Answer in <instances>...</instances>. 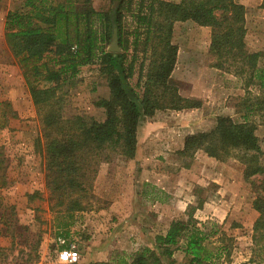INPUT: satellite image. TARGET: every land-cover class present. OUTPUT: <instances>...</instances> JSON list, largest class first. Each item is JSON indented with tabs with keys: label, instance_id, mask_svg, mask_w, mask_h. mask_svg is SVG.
I'll list each match as a JSON object with an SVG mask.
<instances>
[{
	"label": "trees",
	"instance_id": "obj_1",
	"mask_svg": "<svg viewBox=\"0 0 264 264\" xmlns=\"http://www.w3.org/2000/svg\"><path fill=\"white\" fill-rule=\"evenodd\" d=\"M244 16V6L234 0H109L98 9L92 0H24L20 9L7 13L5 42L35 108L40 125L35 144L56 206L66 201L70 211L85 210L99 165L115 157L134 158L145 118L158 110L200 108V101L181 97L171 79L178 51L174 25L192 22L210 28L209 52L216 59L210 67L241 79L247 95L250 87L258 94L250 96L242 122L219 117L208 131L187 135L177 154L192 158L201 151L216 161L233 159L245 167V180L261 177L252 231L264 230V141L249 121L253 111H264V53L246 52ZM113 36L118 53L108 51ZM86 67H95L108 93L94 102L104 111L101 122L82 113L63 116L68 88ZM192 211L186 221L173 220L164 235L155 237V248H142L130 264H161L162 256H172L169 246L181 239L189 264L208 263L212 254L204 243L211 233Z\"/></svg>",
	"mask_w": 264,
	"mask_h": 264
},
{
	"label": "rangeland",
	"instance_id": "obj_2",
	"mask_svg": "<svg viewBox=\"0 0 264 264\" xmlns=\"http://www.w3.org/2000/svg\"><path fill=\"white\" fill-rule=\"evenodd\" d=\"M234 1L245 8L246 52L264 53L262 0ZM22 2L24 0H0V125L4 123L2 112L7 111L5 128L0 130V161L4 168V172L0 171V225L6 228L9 240L6 251L0 255L1 263L61 264L56 239L62 237L75 243L80 255L78 264H91L99 254H109L104 258L109 264H130L142 248H155V237L164 235L173 220L186 221V213L192 208L193 219L205 224V232L211 233L204 245L212 258L203 264H264V236L261 237L264 230L255 234L252 231L259 216L253 201L261 177L245 180V167L233 159L220 162L201 151L192 158L181 157L177 154L176 140L172 141L173 135H168L167 130L155 132V137L150 132L151 137L136 147L133 159L115 157L101 163L85 210L70 211L66 201L56 206V200L45 185L43 155L35 144L40 134L35 108L5 42L6 15L20 9ZM108 3L109 0H92L96 9ZM188 26L175 31L174 44L186 48V54L193 53L191 57L196 60L191 59L192 63L200 66L193 68L196 70L193 75L204 86L210 84L205 92L206 101L209 97L213 99L216 110L211 124L206 120L205 124L194 128L208 131L219 117L242 122L246 107L253 101L250 96H256L258 89L248 88L247 95L241 79L232 73L213 71L210 66L216 59L209 52V46L206 48L211 40L210 28L208 33H203L195 29V24ZM192 47L199 50L192 51ZM187 57L183 59L188 60ZM175 67L172 81L183 97L190 88L187 76L192 71L184 64ZM106 97L105 82L98 77L95 67L83 68L77 82L68 88L63 116L69 118L82 113L101 122L105 118L104 111L96 108L94 102ZM6 103H9L8 108L4 106ZM178 112L158 110L142 124L176 123L181 120L173 117ZM256 112L249 114V121L257 124L255 134L264 141V111L259 115ZM262 145L264 148V142ZM200 154L216 165L201 162ZM213 179L216 182H212ZM177 198L182 203L190 200L184 211L174 207L173 201ZM224 199L226 204L221 207ZM223 247L226 250L220 249ZM169 249L172 256H162L161 264H189L182 239ZM104 250L107 252L103 253ZM154 252L161 254L158 249Z\"/></svg>",
	"mask_w": 264,
	"mask_h": 264
},
{
	"label": "crops",
	"instance_id": "obj_3",
	"mask_svg": "<svg viewBox=\"0 0 264 264\" xmlns=\"http://www.w3.org/2000/svg\"><path fill=\"white\" fill-rule=\"evenodd\" d=\"M164 1L177 3L179 0H164ZM193 24L194 23H192V22L176 23L174 25V29H173V39H172L173 43H175V31H177L178 29H181L183 26L189 27L188 25H190L191 27H193ZM195 29L197 31L203 32V33H208V30H209L207 27H199L197 25H196ZM206 45H207L206 48H208L209 44H206ZM190 50H192V51L196 50L197 51L199 49L192 47V49H190ZM205 50L207 51V49H205ZM186 51H188L186 48H183L182 46L178 45L176 65H175L176 66L175 68H177V66L182 67V65L184 64V67H188L192 71V73L188 74V76H187L188 77L187 81L191 84L190 88L188 90V93L186 95H184L183 97L184 98H196L200 101H203V103L201 104L200 108H198V109L184 110V111H180L178 113H175L173 117H176L177 119H181L180 121H178L176 123L169 122V125L166 122H159V123H151L150 122V123H145L144 125L141 124L140 127L138 128V132H137V146L142 145V143L144 144L145 138L151 137V136H149L150 132H153V136H154L155 132H161V131L167 130V131H169L168 135H173V137L171 138L172 141L176 140V142H177V144H176L177 149L176 150H181L183 148V142H184L185 135H191L194 132L198 133V132L203 131L202 129L194 128V127H198V126L202 125L203 123L205 124L206 120L209 121V124H211V120L212 121L215 120V117L212 116V115H216V110L213 109V108H215L213 106V103H212L213 99H210V97H209V101L208 102L206 101V99H208V96L206 95L205 92L208 89L207 87L210 84H208V85L206 84V86H204L201 83V81H198L195 78V76L193 75V72H196V70L193 68L197 69L200 66H198V64H196V63H192V60H196V58L191 57L193 55V53L186 54ZM183 56H188L187 57L188 60H186L185 58L183 59ZM199 63H201V61ZM209 68H207V69H209ZM212 69H213V71H217V69H214V68H212ZM174 75H175V70H173V72H172L171 79L174 78ZM174 83L176 84V82H174ZM214 104L218 105V104H216V102H214ZM210 105L212 108H210ZM208 114H210V116ZM211 116H212V119H211ZM188 125H189V128H185L186 126L188 127ZM178 127H180V128H178ZM152 139L153 138H151V140ZM165 141H167V143H165V145L168 146V144H169L168 140H165ZM198 156H200L201 162L208 163V164L214 163V165H216L215 162H213L210 159H208L207 157L203 156V154H200ZM214 180L215 179H213L212 182H216ZM171 195H175L176 197H179L178 194L172 193ZM181 203L182 202L180 201L179 198H177L176 200L173 201L174 207H179L178 208L179 210L184 211L185 208L187 207V204L190 203V200H187V201L185 200V203H182L183 205L179 206V204H181ZM225 204H226V199H224L221 202V207H223ZM168 209H171V207L168 206ZM6 235H7L6 228L4 227V225H0V255L6 251L8 243H9L8 237ZM106 252H107V250L103 251V253H106ZM103 255H105V256H103ZM108 255L109 254H99V258L96 260H93V261L91 260L90 263L91 264H109L106 261V259H107L106 257ZM92 258H93V256H92ZM104 258H106V259H104ZM0 264H3V263H1V260H0Z\"/></svg>",
	"mask_w": 264,
	"mask_h": 264
},
{
	"label": "built area",
	"instance_id": "obj_4",
	"mask_svg": "<svg viewBox=\"0 0 264 264\" xmlns=\"http://www.w3.org/2000/svg\"><path fill=\"white\" fill-rule=\"evenodd\" d=\"M56 245L59 250L57 252L58 261L61 264H78L80 260L79 252L75 243L68 242L65 238L58 237Z\"/></svg>",
	"mask_w": 264,
	"mask_h": 264
},
{
	"label": "water",
	"instance_id": "obj_5",
	"mask_svg": "<svg viewBox=\"0 0 264 264\" xmlns=\"http://www.w3.org/2000/svg\"><path fill=\"white\" fill-rule=\"evenodd\" d=\"M109 52L118 53L120 51L117 43V39L115 36H113L112 41L108 47Z\"/></svg>",
	"mask_w": 264,
	"mask_h": 264
}]
</instances>
